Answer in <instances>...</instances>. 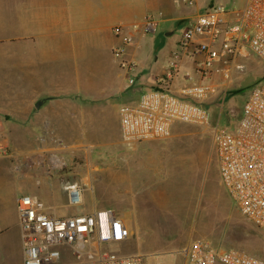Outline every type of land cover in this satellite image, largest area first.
I'll return each instance as SVG.
<instances>
[{
    "label": "built area",
    "instance_id": "1",
    "mask_svg": "<svg viewBox=\"0 0 264 264\" xmlns=\"http://www.w3.org/2000/svg\"><path fill=\"white\" fill-rule=\"evenodd\" d=\"M138 26L144 33L154 32L157 19L148 15ZM112 31L120 40L113 54L128 85L133 86L138 65L127 56L131 32L125 24L115 25ZM247 49L264 60V0H245L242 7L234 9L211 3L188 17L159 86L143 89L137 100L120 107L123 141L132 144L167 138L178 122L210 124V112L202 102L218 93L219 84L213 77L222 73L229 79L228 64ZM184 59L191 60L193 66L183 75L188 83L176 93L167 81L179 77ZM212 130L221 185L239 213L264 231V81L249 93L239 121L227 127L214 125ZM0 146L1 153L16 163L17 172L32 164L52 177L68 165L57 149L16 157L6 144ZM62 188L69 206H83L84 182H67ZM16 208L21 264H146L143 254L121 250L131 232L112 208L59 215L55 207L31 193L20 194ZM183 252L185 264H264V258L256 254L218 247L204 238L191 240Z\"/></svg>",
    "mask_w": 264,
    "mask_h": 264
},
{
    "label": "crops",
    "instance_id": "2",
    "mask_svg": "<svg viewBox=\"0 0 264 264\" xmlns=\"http://www.w3.org/2000/svg\"><path fill=\"white\" fill-rule=\"evenodd\" d=\"M196 3L197 13L208 5V2ZM2 6H9L13 15L6 16L5 24L0 26V53L13 58V63L0 65V72L13 71V81L0 82V87H5V90L0 89V143L6 144L16 157L56 149L80 152L90 147L119 148L122 145L120 107L137 100L132 98V91L159 86L168 60L177 49L167 55L164 47L173 33L171 25H166V41L159 45L156 38L149 37L135 25L141 24L148 15L157 19V25L162 21L173 22L182 16L180 11L187 8H178L174 0H0ZM118 24L128 26L132 35L127 56L138 65L133 86L128 85L119 59L113 54L120 40L112 28ZM6 29L14 33L11 46H2L8 38ZM149 54L155 57L152 59ZM192 66L191 60L184 59L179 77L167 81L173 91L180 93L188 83L183 75L190 72ZM220 76L214 77H219L214 79L219 87L223 85ZM57 137L64 140L54 143ZM14 143L19 148L15 149ZM7 160L12 163L10 167ZM15 165L10 156L0 151V209L2 205L5 207L12 193L16 207L19 194H15L24 193V189L29 190L25 193L42 197L47 204L63 191L55 182L64 174L48 177L32 164L17 172ZM23 179L30 184H24ZM77 207L58 214L96 209ZM116 213L130 229L131 236L126 241L129 243L132 226L127 218ZM7 220V215L0 211V234L7 228ZM185 246L173 252L176 264H185ZM128 253L143 254L148 264L146 253L140 250Z\"/></svg>",
    "mask_w": 264,
    "mask_h": 264
},
{
    "label": "rangeland",
    "instance_id": "3",
    "mask_svg": "<svg viewBox=\"0 0 264 264\" xmlns=\"http://www.w3.org/2000/svg\"><path fill=\"white\" fill-rule=\"evenodd\" d=\"M198 1L208 2V5L221 4L228 9L240 8L245 3V0L174 1L178 8L187 6L180 11L181 17H185L173 22H159L156 31L147 34L156 38V45H159L166 41V25L172 26L173 33L164 44L167 55L177 47L185 20L197 13ZM12 15L9 6L0 7V26L5 24L6 16ZM6 25H10L9 21ZM5 32H8V38L2 46L13 45L14 33L7 29ZM149 57L153 59L155 54H149ZM12 59L0 53V65H10ZM227 68L230 78L221 73L223 85L218 88L217 95L202 102L210 112V124L178 122L167 138L132 144L122 139V145L116 150L90 147L87 151H63L68 165L58 172L64 174L55 182L60 191L67 182H84L87 190L83 207H111L127 218L132 226V240L121 248L125 252L140 250L146 253L148 264L158 261L176 264L173 252L196 238L209 240L218 247L244 249L264 258V231L240 215L220 184L212 130L214 125L227 127L239 121L249 93L264 81V60L247 49ZM11 76L13 71H1L0 82L13 81ZM0 89L5 90V87ZM140 93L132 91V98L138 99ZM58 139L62 140L57 137L54 143ZM14 148L19 146L14 143ZM7 161L10 167L12 163ZM7 176L10 177L11 173L8 172ZM22 182L25 184V179ZM36 183L40 184L38 180ZM23 191L29 192L28 189ZM18 194L21 193L15 196ZM58 197L54 196L49 203L54 205L56 214L78 208L66 205L64 191ZM13 198V193L9 194L5 207L2 205L0 209L8 219L7 228L0 234V264H20L22 260Z\"/></svg>",
    "mask_w": 264,
    "mask_h": 264
}]
</instances>
